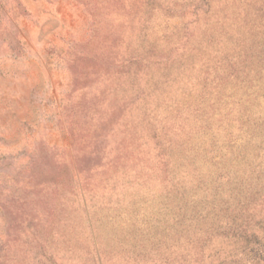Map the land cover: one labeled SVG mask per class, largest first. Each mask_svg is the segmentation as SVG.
<instances>
[{"label": "rangeland", "instance_id": "rangeland-1", "mask_svg": "<svg viewBox=\"0 0 264 264\" xmlns=\"http://www.w3.org/2000/svg\"><path fill=\"white\" fill-rule=\"evenodd\" d=\"M0 264H264V0H0Z\"/></svg>", "mask_w": 264, "mask_h": 264}]
</instances>
